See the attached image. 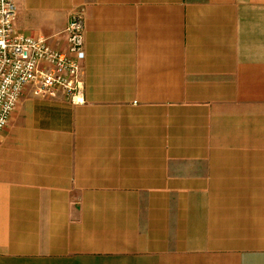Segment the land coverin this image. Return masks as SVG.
<instances>
[{"label": "crops", "instance_id": "0c3cea01", "mask_svg": "<svg viewBox=\"0 0 264 264\" xmlns=\"http://www.w3.org/2000/svg\"><path fill=\"white\" fill-rule=\"evenodd\" d=\"M81 93L0 136V264H264V0H15Z\"/></svg>", "mask_w": 264, "mask_h": 264}, {"label": "built area", "instance_id": "2783aa9c", "mask_svg": "<svg viewBox=\"0 0 264 264\" xmlns=\"http://www.w3.org/2000/svg\"><path fill=\"white\" fill-rule=\"evenodd\" d=\"M16 15L15 0H0V136L27 90L37 99H54L60 92L78 102L86 56L81 15H73L65 30L66 52L53 49L45 38L17 33Z\"/></svg>", "mask_w": 264, "mask_h": 264}]
</instances>
